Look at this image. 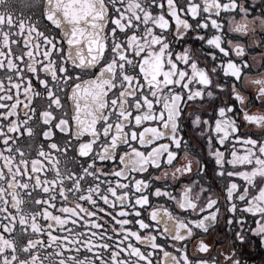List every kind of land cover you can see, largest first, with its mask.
Instances as JSON below:
<instances>
[{
    "label": "snow or ice",
    "instance_id": "1",
    "mask_svg": "<svg viewBox=\"0 0 264 264\" xmlns=\"http://www.w3.org/2000/svg\"><path fill=\"white\" fill-rule=\"evenodd\" d=\"M245 247H264V0H0V264Z\"/></svg>",
    "mask_w": 264,
    "mask_h": 264
},
{
    "label": "flooded vegetation",
    "instance_id": "2",
    "mask_svg": "<svg viewBox=\"0 0 264 264\" xmlns=\"http://www.w3.org/2000/svg\"><path fill=\"white\" fill-rule=\"evenodd\" d=\"M17 14L24 13L27 15L28 9L22 5L17 6ZM242 258L248 262V264H262V258H264V247H245L241 250Z\"/></svg>",
    "mask_w": 264,
    "mask_h": 264
}]
</instances>
